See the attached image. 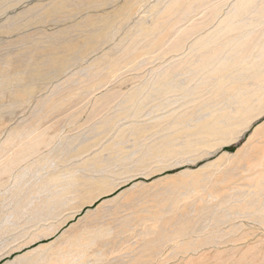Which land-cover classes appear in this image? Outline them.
Listing matches in <instances>:
<instances>
[{"label": "rangeland", "instance_id": "374dc122", "mask_svg": "<svg viewBox=\"0 0 264 264\" xmlns=\"http://www.w3.org/2000/svg\"><path fill=\"white\" fill-rule=\"evenodd\" d=\"M0 264H264V0H0Z\"/></svg>", "mask_w": 264, "mask_h": 264}]
</instances>
